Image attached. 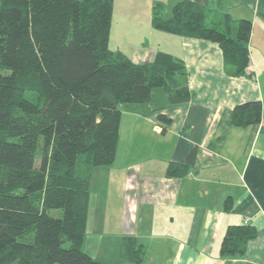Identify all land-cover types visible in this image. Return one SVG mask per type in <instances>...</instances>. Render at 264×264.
<instances>
[{
  "label": "trees",
  "instance_id": "16d2710c",
  "mask_svg": "<svg viewBox=\"0 0 264 264\" xmlns=\"http://www.w3.org/2000/svg\"><path fill=\"white\" fill-rule=\"evenodd\" d=\"M164 10L153 6L156 29L217 42L231 75L252 76V19L235 17L224 0ZM114 12L115 0H0V264H105L84 249L91 169L116 159L122 105L151 101L157 87L169 105L191 99L183 59L158 51L136 62L111 47ZM262 117V100L252 99L234 106L231 121L247 127ZM158 119L166 132L172 118ZM196 153L171 161L167 175L187 174ZM257 234L249 222L228 226L220 256H245ZM124 243L141 262L143 244Z\"/></svg>",
  "mask_w": 264,
  "mask_h": 264
},
{
  "label": "crops",
  "instance_id": "0c3cea01",
  "mask_svg": "<svg viewBox=\"0 0 264 264\" xmlns=\"http://www.w3.org/2000/svg\"><path fill=\"white\" fill-rule=\"evenodd\" d=\"M157 1L173 6L177 0H124L131 8L130 23L145 16L149 22L141 21L152 39L128 46L117 33L111 47L136 62L151 61L158 51L183 59L191 99L169 105L163 92L159 105L152 104L154 98L124 105L115 161L91 169L84 249L105 264H264V0H224L235 17L253 21L252 76L231 75L217 42L156 29L151 18ZM112 34L113 26L110 44ZM252 99L263 102L261 122L233 125L234 106ZM160 112L172 118L166 132H161ZM150 140L159 147H151ZM194 147L196 161L189 172L167 175L169 163H186ZM244 222L258 231L245 256L221 257L228 226ZM127 237L143 244L141 262L123 252Z\"/></svg>",
  "mask_w": 264,
  "mask_h": 264
},
{
  "label": "rangeland",
  "instance_id": "374dc122",
  "mask_svg": "<svg viewBox=\"0 0 264 264\" xmlns=\"http://www.w3.org/2000/svg\"><path fill=\"white\" fill-rule=\"evenodd\" d=\"M124 0H116L115 3V12H114V23H113V31L114 36L112 34V42L110 45L113 47L116 46L114 39L116 38L117 33H120V38L125 39L128 46L136 45L135 43H140L141 41L147 40V38L152 39V36L149 34V27L148 24L144 23L143 21L147 22L148 19L145 18V16L142 17L140 23L131 22V18L129 19V16L131 15V8L126 7L127 4L123 2ZM145 1V0H143ZM172 4V3H171ZM170 3L168 6H165V10L163 11V16L168 17L171 15L172 5ZM126 11V14L124 12V9ZM129 15V16H128ZM127 16V17H126ZM149 22V21H148ZM166 33V32H165ZM124 48V47H123ZM163 89L161 87H157L154 89V101L152 104L159 105L163 101ZM125 106H134L135 104H124ZM122 105V108L125 106ZM149 145V143H146ZM151 147H159L157 142L155 140H150ZM84 157V155H82ZM80 166V165H79ZM84 170V169H83ZM99 170V169H98ZM96 192L98 195L100 194V190ZM97 201V198H95ZM52 215H60V210H53ZM107 257V255H106ZM122 262V263H120ZM117 264H125L123 261H117Z\"/></svg>",
  "mask_w": 264,
  "mask_h": 264
}]
</instances>
